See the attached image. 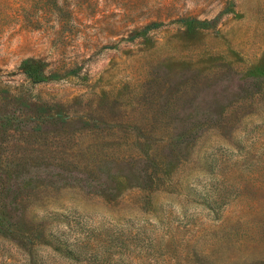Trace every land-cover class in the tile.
Listing matches in <instances>:
<instances>
[{
	"label": "rangeland",
	"instance_id": "1",
	"mask_svg": "<svg viewBox=\"0 0 264 264\" xmlns=\"http://www.w3.org/2000/svg\"><path fill=\"white\" fill-rule=\"evenodd\" d=\"M0 264H264V0H0Z\"/></svg>",
	"mask_w": 264,
	"mask_h": 264
},
{
	"label": "trees",
	"instance_id": "2",
	"mask_svg": "<svg viewBox=\"0 0 264 264\" xmlns=\"http://www.w3.org/2000/svg\"><path fill=\"white\" fill-rule=\"evenodd\" d=\"M26 74L32 78L33 80H38L40 78V74L35 72L34 68L26 67L25 69Z\"/></svg>",
	"mask_w": 264,
	"mask_h": 264
}]
</instances>
